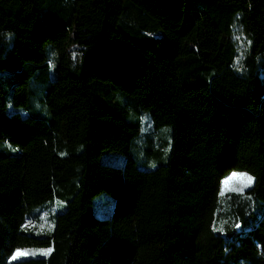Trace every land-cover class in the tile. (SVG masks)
Masks as SVG:
<instances>
[{
	"label": "trees",
	"instance_id": "trees-1",
	"mask_svg": "<svg viewBox=\"0 0 264 264\" xmlns=\"http://www.w3.org/2000/svg\"><path fill=\"white\" fill-rule=\"evenodd\" d=\"M0 264H264V0H0Z\"/></svg>",
	"mask_w": 264,
	"mask_h": 264
},
{
	"label": "rangeland",
	"instance_id": "rangeland-1",
	"mask_svg": "<svg viewBox=\"0 0 264 264\" xmlns=\"http://www.w3.org/2000/svg\"><path fill=\"white\" fill-rule=\"evenodd\" d=\"M237 32L238 34L236 35V40L238 44L240 45V48L245 49L247 47L246 37L243 34H241L240 30H238ZM74 48L76 47L75 46L72 47V49ZM142 121L144 122V130H146V132H150V133L152 132L155 139H154L153 144L152 143L150 144L148 142L142 143L136 149L134 153L135 155L134 158H135L136 166L138 169L152 170V169L157 168L160 164L164 163L167 156L169 155L170 150H171V145H172L171 132H170L169 127H163L161 129H155L153 131L152 128L154 126V122L149 115L144 116L142 118ZM125 159L126 157L124 155L116 153V152H110V153L105 152L101 156L102 162L109 163L116 167H122L123 164L125 163ZM240 174H247V173H240ZM228 177L224 179L223 182H225L228 179ZM253 182H254V179H253ZM252 185L253 183L251 184V186L245 187L243 191L240 192V191L231 190L232 186L226 187L225 184L223 183V195L229 192H235L237 194L238 193L244 194V192L250 187H252ZM236 187H239V185L237 184ZM53 206H54V202L53 203L50 202L47 204L46 207L49 208ZM113 207H114L113 199L106 193H101L93 201L94 213L97 215V217L101 219L109 218L112 213ZM65 210H66V205L64 203H58V205L55 204V208H54L55 213H63ZM48 250H49L48 248H28V249L20 250V251L32 253V254L22 256L13 261L31 259V258H45L49 255ZM41 253H47V254H41Z\"/></svg>",
	"mask_w": 264,
	"mask_h": 264
},
{
	"label": "snow or ice",
	"instance_id": "snow-or-ice-1",
	"mask_svg": "<svg viewBox=\"0 0 264 264\" xmlns=\"http://www.w3.org/2000/svg\"><path fill=\"white\" fill-rule=\"evenodd\" d=\"M252 183H253V178L251 176H248L247 174H237V173L232 174V176L224 182L226 187L232 186L231 190L240 191V192H242L245 187L251 186ZM236 184H238L239 187H236L235 186ZM30 226L31 225H26L25 227H30ZM237 227H239V225H237ZM217 230L219 231L222 229H217ZM48 251L50 252L51 250ZM30 254L32 253H27L17 250V252L13 254L12 260H16L22 256L30 255ZM41 254H47V253H41Z\"/></svg>",
	"mask_w": 264,
	"mask_h": 264
}]
</instances>
